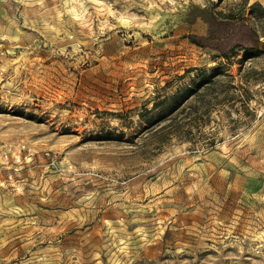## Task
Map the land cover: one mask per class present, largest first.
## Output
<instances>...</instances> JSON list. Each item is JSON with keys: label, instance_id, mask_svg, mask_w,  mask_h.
<instances>
[{"label": "rangeland", "instance_id": "obj_1", "mask_svg": "<svg viewBox=\"0 0 264 264\" xmlns=\"http://www.w3.org/2000/svg\"><path fill=\"white\" fill-rule=\"evenodd\" d=\"M0 264H264V0H0Z\"/></svg>", "mask_w": 264, "mask_h": 264}, {"label": "trees", "instance_id": "obj_2", "mask_svg": "<svg viewBox=\"0 0 264 264\" xmlns=\"http://www.w3.org/2000/svg\"><path fill=\"white\" fill-rule=\"evenodd\" d=\"M257 4H253L255 7ZM218 14L210 11V8L194 7L187 14L185 19L189 22H195L197 18L205 19L210 26L208 35H194L191 36L192 41L201 46H211L220 50L223 57H228L239 46L236 38L240 33H244L243 17L236 13ZM247 54H251L253 48L245 47Z\"/></svg>", "mask_w": 264, "mask_h": 264}]
</instances>
